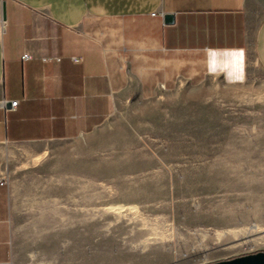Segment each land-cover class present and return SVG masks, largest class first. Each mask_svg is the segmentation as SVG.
Instances as JSON below:
<instances>
[{
    "label": "crops",
    "instance_id": "0c3cea01",
    "mask_svg": "<svg viewBox=\"0 0 264 264\" xmlns=\"http://www.w3.org/2000/svg\"><path fill=\"white\" fill-rule=\"evenodd\" d=\"M250 55L264 71V0H0V264H22L11 240L20 197L108 209L101 150L117 103L242 83ZM140 222L128 238L164 249L159 226Z\"/></svg>",
    "mask_w": 264,
    "mask_h": 264
},
{
    "label": "rangeland",
    "instance_id": "374dc122",
    "mask_svg": "<svg viewBox=\"0 0 264 264\" xmlns=\"http://www.w3.org/2000/svg\"><path fill=\"white\" fill-rule=\"evenodd\" d=\"M247 60L248 78L239 84L185 86L117 103L101 150L108 209L70 205L68 196L20 197L11 230L15 260L210 264L264 251V71L253 56ZM25 171L15 173L18 180ZM142 219L159 226L164 249L128 238Z\"/></svg>",
    "mask_w": 264,
    "mask_h": 264
},
{
    "label": "water",
    "instance_id": "95a60500",
    "mask_svg": "<svg viewBox=\"0 0 264 264\" xmlns=\"http://www.w3.org/2000/svg\"><path fill=\"white\" fill-rule=\"evenodd\" d=\"M5 17L4 5L2 7V16ZM172 14H165L164 19L166 22L172 21ZM210 264H264V251H259L251 254L233 257L231 259L221 260Z\"/></svg>",
    "mask_w": 264,
    "mask_h": 264
},
{
    "label": "built area",
    "instance_id": "2783aa9c",
    "mask_svg": "<svg viewBox=\"0 0 264 264\" xmlns=\"http://www.w3.org/2000/svg\"><path fill=\"white\" fill-rule=\"evenodd\" d=\"M153 14H154V13H153ZM29 55H30V54H28V53H24V54L21 55V59L26 60V59L31 58V56H29ZM72 59H73L74 61H78L77 58H72ZM44 60H45V59H44ZM17 102H18V101H16V100H15V101H11L10 104H11L12 107H14V106H16ZM1 105L5 107V102H2Z\"/></svg>",
    "mask_w": 264,
    "mask_h": 264
}]
</instances>
